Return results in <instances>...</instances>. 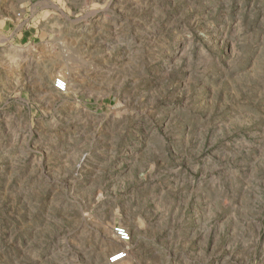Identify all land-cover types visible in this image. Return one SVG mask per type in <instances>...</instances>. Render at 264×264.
Returning <instances> with one entry per match:
<instances>
[{
	"label": "rangeland",
	"instance_id": "rangeland-1",
	"mask_svg": "<svg viewBox=\"0 0 264 264\" xmlns=\"http://www.w3.org/2000/svg\"><path fill=\"white\" fill-rule=\"evenodd\" d=\"M116 251L264 264V0H0V264Z\"/></svg>",
	"mask_w": 264,
	"mask_h": 264
},
{
	"label": "built area",
	"instance_id": "built-area-1",
	"mask_svg": "<svg viewBox=\"0 0 264 264\" xmlns=\"http://www.w3.org/2000/svg\"><path fill=\"white\" fill-rule=\"evenodd\" d=\"M54 87L58 91H65L67 89V82L63 77L58 76V77H56V79L54 81ZM116 232L122 240L127 241L130 239L129 232L126 230V228L121 227V226L117 227ZM126 257H127L126 251H116L110 255L109 263L117 264V263L123 261Z\"/></svg>",
	"mask_w": 264,
	"mask_h": 264
}]
</instances>
